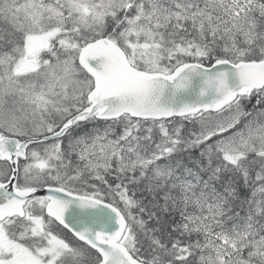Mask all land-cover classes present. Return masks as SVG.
<instances>
[{
	"label": "snow or ice",
	"instance_id": "6c2138e0",
	"mask_svg": "<svg viewBox=\"0 0 264 264\" xmlns=\"http://www.w3.org/2000/svg\"><path fill=\"white\" fill-rule=\"evenodd\" d=\"M0 264H264V0H0Z\"/></svg>",
	"mask_w": 264,
	"mask_h": 264
}]
</instances>
